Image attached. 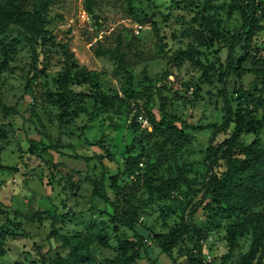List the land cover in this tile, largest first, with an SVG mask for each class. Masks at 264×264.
<instances>
[{
  "label": "rangeland",
  "instance_id": "374dc122",
  "mask_svg": "<svg viewBox=\"0 0 264 264\" xmlns=\"http://www.w3.org/2000/svg\"><path fill=\"white\" fill-rule=\"evenodd\" d=\"M228 1L134 0L130 4L129 0H94L89 11L86 0H57L47 15L50 39L38 48L46 75L35 85L34 95L26 87L33 74L30 45L14 26L0 37V164L8 166L0 168V237L6 250L0 264H43V254L48 250L53 258L67 257L73 251L75 264H119V242L133 237V232L125 227L116 229L111 208L95 193L94 183L103 179L114 198L112 175L120 174L119 186H129L136 173L142 172H148L156 183L169 176L181 180L179 190L156 196L141 209L135 228L145 238L149 257L156 264H192L188 256L193 248L190 238L186 236L174 247V261L162 252L156 235L174 228L188 202L199 200L195 190L208 176L207 148L229 136L219 132L212 140L214 131L208 127L223 121L226 104L221 80L228 53L226 42L243 23L239 11H229ZM259 1L253 47L264 56V0ZM202 16L225 35L226 41H210V30ZM119 36L137 95L125 92L127 76L117 71L114 59L96 52L99 47H114ZM13 39L18 41L10 45ZM66 42L76 58L73 72L83 68L96 74L92 81L72 85L78 96L72 110L79 111L80 117L61 127L55 100L60 92L57 80L65 70L62 45ZM243 52L240 43L236 57ZM245 67L250 69V63ZM226 78L233 109L239 108L241 116L255 110V116L261 117L258 92L252 93L250 100L244 98L241 106L236 100L235 89L239 84L248 88L253 74L240 77L231 72ZM161 98L177 127L181 125L179 119L190 125L185 133L170 126L165 137L154 128L161 119ZM253 137V133L242 134L239 142H250ZM28 138L46 143L61 139L72 143L78 154L101 155L103 163L95 157L76 158L69 150L32 154ZM96 141L104 146L93 144ZM137 156L140 158L130 160ZM223 163L222 158L220 165L213 164L214 170L221 172ZM143 189L147 198L145 186L140 192ZM46 210L58 215L57 236L51 239L52 218L38 214ZM255 211L264 213V203ZM208 218L205 209L199 207L196 223L202 228L211 225L203 242L208 262L237 264L244 255L255 252L254 264H264V241L254 245L250 232L232 246L230 227L235 216L211 224ZM151 260L143 258L138 264H153Z\"/></svg>",
  "mask_w": 264,
  "mask_h": 264
},
{
  "label": "trees",
  "instance_id": "16d2710c",
  "mask_svg": "<svg viewBox=\"0 0 264 264\" xmlns=\"http://www.w3.org/2000/svg\"><path fill=\"white\" fill-rule=\"evenodd\" d=\"M57 0H0V37L7 34L11 28L17 27L25 41L30 45L33 52V74L27 82V89L32 95L35 94L34 87L39 84L40 78L46 75L45 66L41 65V50L49 38L47 28V15L52 4ZM94 0H86L88 10L91 11V5ZM134 0H129L131 4ZM211 2V0H206ZM229 11H239L242 16L243 23L240 30L233 34L231 39L226 42L228 53L224 67V78L221 80L223 89L222 95L225 97V114L221 123L214 122L208 127L213 128V136L219 132L228 133L222 142L207 148L206 159L208 160V176L203 186L195 190L196 197L199 200L192 204V200L188 202L187 210L182 216L181 221L171 230L156 235L158 246L162 252L166 253L175 261L173 249L186 236L193 242V248L188 250V256L192 264H213L208 262L203 254V242L207 239L211 225L207 224L204 228L196 223L195 213L202 207L205 209L210 220L215 221L220 218H228L235 216V222L230 227V242L235 246L240 236L251 233L253 243L257 245L264 241V213H258L255 208L264 203V56L258 55L253 47V38L258 26V13L261 10V2L259 0H229L227 2ZM202 21L210 30V41L221 39L225 40V35L218 32L204 16ZM207 20V21H206ZM16 39L11 41L10 45L16 44ZM226 41V40H225ZM243 43L244 52L240 57H236V47ZM64 52L65 70L58 77V85L60 92L58 93L55 103L59 108L58 123L61 127H66L74 123L80 113L72 110L77 99V93L73 90L72 85L79 82L92 81L96 73L86 72L80 69L73 72L76 67L75 54L68 43L62 45ZM258 51V48L257 50ZM98 55H109L116 63L117 71H121L127 76V88L125 92L130 95H137L136 90L132 87L133 75L130 65L126 59V53L123 49V41L119 36L116 45L110 48L99 47L96 50ZM175 57L171 59L170 65L174 64ZM250 63L251 68L247 69L245 65ZM237 73L240 77L247 73L253 74V79L249 82L248 88L243 84L235 89L237 94L236 100L238 105H243V99L250 100V95L258 92V105L262 108L261 117L257 118L254 114L255 110L245 112L243 118L239 108L233 109L227 94V76L231 73ZM77 73V74H76ZM114 101V96H110ZM251 103V102H250ZM253 104V103H252ZM165 101L161 98L159 109L161 119L154 124V128L160 134L167 137V130L170 126L175 127L179 133H185V128L190 127L184 119H179L181 125L178 127L169 117L165 108ZM40 121L39 116L33 110ZM238 117L235 118V116ZM193 128L201 126H192ZM233 127V131L229 129ZM253 133L254 137L250 142L240 143L239 138L242 134ZM83 135V133H82ZM89 144V142L87 140ZM29 148L32 154H47L52 150L70 154L76 158L91 159L98 158L102 161L101 155L84 156L78 154L72 143H64L59 139L56 143H46L43 140L28 138ZM93 144L103 147L101 141ZM108 155L110 151L105 150ZM23 158V154L20 156ZM140 157H130V160H137ZM224 159V169L221 172L214 170L213 164H219L220 159ZM0 168H8L0 164ZM120 174L111 176L110 189L115 191L114 198L111 197L108 187L103 179L99 183H94V191L103 201L111 208L112 221L115 223L116 229L125 227L133 232V237H125L120 240V255L116 262L119 264H138L143 258H151L148 255V246L142 236L135 228L141 214V209L155 201L156 196H169L180 189L181 180L175 176L162 178L159 183L152 181L149 173H136L133 177L132 184L129 186H119L118 178ZM148 191L149 196L144 197V189ZM125 201V202H124ZM125 204V207L123 205ZM48 214L52 218L51 232L48 238L57 236L58 215L51 214L50 210L38 212V214ZM208 218V221H209ZM237 218H242L238 220ZM218 225V224H217ZM6 253L4 243L0 237V257ZM48 250L43 254V264H75L73 260V251L67 257L58 255L53 258ZM256 258L255 252L244 255L237 264H254ZM156 264L155 260H151ZM263 264V263H260Z\"/></svg>",
  "mask_w": 264,
  "mask_h": 264
}]
</instances>
